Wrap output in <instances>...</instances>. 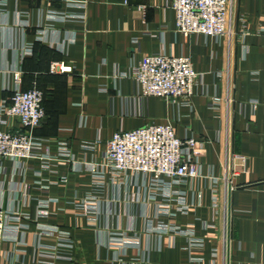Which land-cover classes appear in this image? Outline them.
<instances>
[{
	"label": "crops",
	"instance_id": "obj_1",
	"mask_svg": "<svg viewBox=\"0 0 264 264\" xmlns=\"http://www.w3.org/2000/svg\"><path fill=\"white\" fill-rule=\"evenodd\" d=\"M233 1L231 40L178 33L170 0L5 1L0 107L16 88L44 91L46 116L33 134L52 160L41 176L0 161V202L27 216L23 244L2 235L0 264H225L227 159L230 264H264V0ZM158 52L194 64L192 110L142 97L121 76ZM54 61L71 71H50ZM216 94L232 100L227 126V107H210ZM150 123H170L179 138L204 142L199 174L169 189L130 171L97 177L92 167L112 134ZM20 127L17 117L0 123V130ZM61 142L68 157L59 155ZM163 224L178 230L162 231ZM63 233L71 246L59 245Z\"/></svg>",
	"mask_w": 264,
	"mask_h": 264
},
{
	"label": "built area",
	"instance_id": "obj_2",
	"mask_svg": "<svg viewBox=\"0 0 264 264\" xmlns=\"http://www.w3.org/2000/svg\"><path fill=\"white\" fill-rule=\"evenodd\" d=\"M5 1L0 0V14ZM231 1L170 0V6L174 10V28L184 36L204 34L218 40L222 37L231 40ZM50 71L70 72L71 66L54 61L50 64ZM121 76L132 79L137 94L142 97H158L170 103H184L192 110V99L196 95L194 85L199 73L187 56L164 52L143 54L126 72L122 71ZM217 76L219 79L222 78V71ZM42 98L41 89L33 84L27 90L14 89L9 98L10 103L0 107V123H4L6 117H17L21 124L20 129L17 130H0V161L9 160L18 163L17 171L32 172L33 176H41L49 167L48 161L52 160L48 151H44L42 140L33 134V129L40 126L46 116ZM230 103H232L230 96L223 98L220 94H216L211 97V108L216 109L221 104L227 107L226 126ZM82 104L81 101L79 105ZM81 119L82 117L79 124L82 123ZM201 146H204V142L197 141L193 137L179 138L170 123H150L130 130H117L105 143L103 161L92 167V171H95L97 177L109 172L114 178L128 171L140 173L149 179L153 187L169 189L174 181L193 178L199 174ZM58 152L62 157H68L70 153L63 142L59 143ZM238 159L244 167L245 158L238 156ZM35 165H39L40 169H36ZM226 165L230 171L226 170L222 178V211L225 224L227 190L233 172L228 159ZM66 179V176L60 175L61 182H65ZM24 219H27V216L16 209L4 208L0 202V239L5 232H9L12 241L23 244L22 229L26 227L22 223ZM160 230L177 231L178 229L163 224ZM54 232L55 230L51 229L48 234ZM190 233L192 232L185 231L187 235ZM58 237L59 245L63 243L66 244L65 246L72 245L67 234L63 233ZM39 247L42 249V245Z\"/></svg>",
	"mask_w": 264,
	"mask_h": 264
},
{
	"label": "water",
	"instance_id": "obj_3",
	"mask_svg": "<svg viewBox=\"0 0 264 264\" xmlns=\"http://www.w3.org/2000/svg\"><path fill=\"white\" fill-rule=\"evenodd\" d=\"M230 190L228 185L226 198V245H225V264H230Z\"/></svg>",
	"mask_w": 264,
	"mask_h": 264
},
{
	"label": "rangeland",
	"instance_id": "obj_4",
	"mask_svg": "<svg viewBox=\"0 0 264 264\" xmlns=\"http://www.w3.org/2000/svg\"><path fill=\"white\" fill-rule=\"evenodd\" d=\"M233 3L234 1L232 0L230 3V26H231L232 14H233Z\"/></svg>",
	"mask_w": 264,
	"mask_h": 264
},
{
	"label": "trees",
	"instance_id": "obj_5",
	"mask_svg": "<svg viewBox=\"0 0 264 264\" xmlns=\"http://www.w3.org/2000/svg\"><path fill=\"white\" fill-rule=\"evenodd\" d=\"M37 43V42H36ZM35 43V44H36ZM34 44V45H35ZM56 51V50H55ZM57 52V51H56ZM58 53V52H57ZM60 53V52H59ZM63 73H65V72H63ZM39 88V87H38ZM41 91H42V93H43V98H42V106H43V108H44V99H45V93H44V91L41 89ZM39 127V126H38ZM38 127H36V128H38ZM36 128H34L33 130H35Z\"/></svg>",
	"mask_w": 264,
	"mask_h": 264
}]
</instances>
